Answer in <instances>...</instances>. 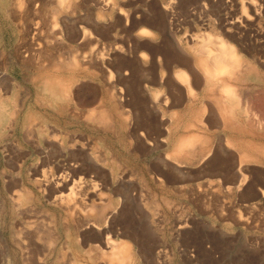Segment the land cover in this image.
Segmentation results:
<instances>
[{
	"label": "rangeland",
	"instance_id": "rangeland-1",
	"mask_svg": "<svg viewBox=\"0 0 264 264\" xmlns=\"http://www.w3.org/2000/svg\"><path fill=\"white\" fill-rule=\"evenodd\" d=\"M57 1L0 0V264H107L108 237L112 248L128 244L132 264H264V0ZM141 29L152 37L140 36ZM208 36L224 39L244 61V80L229 84H235L243 125L255 133L207 125L200 138L192 135L201 144L179 150L184 129L172 134L167 128L209 123L212 101L200 80L192 89L202 104L188 102L172 73L184 71L177 66L183 57L192 65V47ZM49 75L67 87L61 105L38 93L36 78ZM164 97L167 106L159 103ZM188 104L194 107L186 111ZM13 109H32L34 124L52 115L46 122L67 146L62 157L36 131V144L25 143L10 127ZM90 110L108 115L97 114L86 128L82 116ZM242 153L246 182L238 190ZM57 164L68 168L69 187L79 182L97 189L84 194L93 209L76 224L52 202ZM43 169L52 179L41 188L35 179ZM112 213L114 229L104 234ZM58 222L59 237L49 230Z\"/></svg>",
	"mask_w": 264,
	"mask_h": 264
},
{
	"label": "bare ground",
	"instance_id": "bare-ground-1",
	"mask_svg": "<svg viewBox=\"0 0 264 264\" xmlns=\"http://www.w3.org/2000/svg\"><path fill=\"white\" fill-rule=\"evenodd\" d=\"M59 1V0H58ZM58 1L56 3H58ZM107 4L110 3V0H106ZM59 3L62 5L64 3H67V0H60ZM59 4V5H60ZM111 4H112V1H111ZM107 6V5H106ZM110 6V5H109ZM59 7V6H58ZM57 7V8H58ZM61 7V6H60ZM67 7V5H66ZM65 7V8H66ZM169 7V6H168ZM169 9V8H168ZM61 10V9H60ZM112 10V9H111ZM165 11V10H164ZM168 11V10H166ZM165 11V12H166ZM171 11V10H170ZM59 12V11H58ZM169 12V11H168ZM167 12V14H168ZM171 14V13H170ZM192 14V13H191ZM166 15V14H165ZM173 15V14H172ZM171 16V15H170ZM166 18L168 19V17L166 16ZM170 18V17H169ZM173 19V18H172ZM166 20V19H165ZM172 21V20H171ZM171 21L168 20V22L165 23L167 24V32L170 31L171 33V27L173 26ZM230 24V23H229ZM233 24V23H232ZM231 25V24H230ZM175 26V25H174ZM219 29V28H218ZM173 31V30H172ZM230 31V30H229ZM139 35L140 36H145V37H148L149 35H153L150 31H148L147 29H141L138 31ZM173 34V33H172ZM148 35V36H147ZM152 37V36H151ZM213 37H216V36H213ZM221 38V37H220ZM223 38V37H222ZM151 39V38H150ZM180 41H178L177 43H179ZM187 44V43H186ZM229 43L226 44V42L224 41V39H219L216 38L215 40L214 39H210V37H206L205 39L203 38V40L201 41L200 44H196V45H192V53H193V56H192V59L193 62H191L190 64L192 65H188V60H186V57H183L185 59H180L177 63L179 66L178 68L180 69V66H182V68L184 67V71L182 69H180L179 71L177 72H174L172 73V77L173 79L175 80V83L177 85H180L181 87H183L184 89V92L186 93V97L188 99V102L191 101V104L193 103L195 106H198L201 103V100H199L197 98V96L195 97V95H197L196 93L193 92V84L194 82L197 83L198 81L201 80L203 86H205V90H207L208 92V96L212 103L211 105L213 106H209L208 110L210 112V117L208 119V122L209 123H204V122H201V123H198V122H195V119L197 118H193L194 119V122L195 123H192L190 124H185L184 126H177L175 129H170V128H167V125H166V128L167 130L165 132H168V133H172V134H176V132L180 129V128H183L184 129V132H182L181 136L183 137H180V139L177 141V145L176 147L179 148V150H185V148L187 149H193L196 145L198 146L199 144H201L203 138L201 141H199L198 139H196V137H193L192 135L195 134V132H198L201 131V130H206V126L208 125L210 128H217V129H220L221 131H223L224 133H230V132H235V131H238L239 132H244L246 130L245 126L243 125L242 123V118H241V114L242 111L240 110V107L238 106V104H236V102H234V98L236 97L235 95V88H233V84H229V82H239V81H243V75L245 73V65H244V61L243 59L240 58V56L238 55V53L235 51L236 49H234V47H232L231 45H228ZM179 45V44H178ZM187 47V46H186ZM191 47V46H189ZM176 48V47H175ZM174 48V49H175ZM180 48V47H179ZM236 48V47H235ZM182 49V48H181ZM185 49V48H184ZM173 50V49H172ZM183 50V49H182ZM181 50V51H182ZM190 50V49H189ZM184 51H182L183 53ZM190 53V52H189ZM184 54V53H183ZM41 56V55H40ZM146 55H143V57H145ZM184 56V55H183ZM180 57V56H179ZM190 57V56H189ZM188 57V59H189ZM175 59V58H174ZM178 59V58H177ZM190 60V61H191ZM73 61V60H72ZM75 61V60H74ZM246 62V61H245ZM247 63V62H246ZM70 64V63H69ZM70 65H77L76 62H74V64H70ZM68 66V65H67ZM69 68V67H68ZM165 68V66H164ZM187 68V71H185ZM72 69V68H71ZM77 69V68H76ZM163 69V68H162ZM169 69V67L167 68ZM41 68L38 70L40 71ZM43 70V69H42ZM161 70V69H160ZM162 71V70H161ZM165 71V70H164ZM169 71V70H168ZM174 71V70H173ZM166 72V71H165ZM161 73V72H160ZM169 73V72H168ZM256 73V72H255ZM42 74V73H41ZM165 73H162V77L164 76ZM167 74V72H166ZM39 75V73H38ZM248 75V74H247ZM257 75V74H256ZM9 76V75H8ZM170 76V75H168ZM166 77V76H165ZM167 78V77H166ZM164 78V79H166ZM169 78V77H168ZM167 78V80H168ZM245 78V77H244ZM36 79H38V86L36 87L37 90H38V93H40V91L48 96L49 98H51L53 101H55L56 103H59L61 105L62 103V99L64 97L65 99V91H66V88L65 87V84L64 82L61 80V81H57V79L60 80V78L56 77H37ZM62 79V78H61ZM162 79V78H161ZM160 79V81H161ZM163 79V80H164ZM243 79V80H242ZM257 79V78H256ZM166 80V81H167ZM4 81V80H2ZM37 81V80H36ZM158 81V84L159 82ZM69 83V81H67ZM170 82V81H168ZM228 82V83H227ZM6 83V82H5ZM164 84V82L162 83ZM161 84V85H162ZM175 84V85H176ZM235 85V84H234ZM72 86V85H71ZM168 86V85H167ZM236 87V86H234ZM17 88V87H16ZM245 89V88H244ZM247 89V88H246ZM249 89V88H248ZM67 92V91H66ZM30 93V92H29ZM28 93V94H29ZM244 93V92H243ZM239 94V93H238ZM64 95V96H63ZM182 95V94H181ZM159 96H156V100L155 101H152L151 104L155 106L156 102H157V98ZM39 98V97H38ZM164 101H161L159 103H163V106L166 105L167 106V99L166 97H164ZM183 98V97H182ZM67 99V97H66ZM41 100V98H40ZM178 100V99H177ZM176 101V100H175ZM185 101V99H184ZM184 101L182 102V104H184ZM197 101V102H196ZM37 102H38V99H37ZM242 102V101H241ZM40 103V104H38ZM37 104L38 105H44L43 103L41 102H38ZM70 101H66L65 105L69 104ZM174 103V102H173ZM35 103V106H32L33 109H39L40 106L38 107ZM180 104V102H179ZM210 104V101L208 103V105ZM23 104H21L20 107H22ZM33 105V104H32ZM41 105V106H42ZM63 105V104H62ZM158 105V103H157ZM242 105V104H240ZM1 106V105H0ZM19 106V105H18ZM150 106V105H149ZM174 106V105H173ZM172 106V108H173ZM193 106V105H192ZM190 104L186 105L184 107V109L186 111H189L191 110L193 107H192ZM203 106V105H202ZM207 106V105H205ZM205 106H203L202 108V115L205 114L204 111H205ZM243 106V105H242ZM18 107V108H20ZM47 107L49 108H52L55 110L54 107H52L51 103H48L47 104ZM58 107V105H57ZM68 107V106H66ZM153 107V106H152ZM157 107V106H156ZM2 108V107H0ZM60 110H55V114H57L59 116V111L63 112L62 111V108L59 107ZM58 108V109H59ZM65 108V107H63ZM117 108V107H116ZM4 109V108H3ZM16 109V108H15ZM64 110V109H63ZM121 110V109H120ZM154 110V109H153ZM159 107H158V111H159ZM197 110V108H196ZM194 110V111H196ZM14 111L11 110V112ZM16 111V110H15ZM18 111V110H17ZM23 110L21 111H18V112H12L11 114V118L12 120L10 121L9 120V124H10V127H12V130L13 128L15 129H19V131H21V133H23V135L21 134V136L23 137V140H25L27 142H37L38 140L36 141H33V136L35 138V135H32V131H36L37 134L39 136H47L51 139L48 140V138H45L44 140H46V142H50L52 141V143L54 142L55 143V148L57 149L58 153L60 154L59 156L57 155V157H62L63 155V152L67 149L65 147V144L63 143V141L59 140V138L57 139L56 138V134H54V131L56 130L53 126H50L49 124H47L46 120L47 119H51L52 118V115H49V114H44L46 115V118H43V116H41V123H35L34 124V121L36 119H33L31 122L29 121V118L31 116H33L34 114L31 112L32 109H30L28 112L26 111V113H22ZM163 111H164V108H163ZM198 111V110H197ZM207 111V110H206ZM66 112V111H64ZM100 113H96V111L94 110H90L88 111V114L86 115V117L82 116L85 120H86V128H88L87 126H91L94 122V118L96 116H98L99 114L101 115V117L103 118H106V116L108 115H105L106 112L108 111H100ZM122 112V111H121ZM160 112V111H159ZM165 112V111H164ZM164 112L161 111V113L164 114ZM199 112V111H198ZM208 112V111H207ZM38 113V112H37ZM167 113V111L165 112ZM187 113V112H186ZM67 114V113H66ZM74 114V113H73ZM98 114V115H97ZM175 114V113H174ZM209 114V113H207ZM10 115V114H9ZM42 115V114H41ZM61 117H63L64 115L60 114ZM69 115V114H68ZM176 115V114H175ZM174 115V117H175ZM57 116V117H58ZM73 116V115H72ZM80 116V115H79ZM78 116V117H79ZM177 116V115H176ZM45 117V116H44ZM81 117V116H80ZM99 117V116H98ZM109 117H110V114H109ZM102 118V119H103ZM192 118V116H191ZM241 118V119H240ZM57 118H54V120ZM61 119V118H60ZM83 119V120H84ZM97 118H95V121H96ZM110 119V118H108ZM202 119V117H201ZM252 119V118H251ZM255 119V118H254ZM98 120V119H97ZM112 120V119H111ZM161 120H164L163 118ZM248 120V119H247ZM62 121V120H61ZM93 121V122H92ZM170 121V120H169ZM215 121V122H213ZM246 122V121H245ZM257 122V121H256ZM57 123V122H55ZM185 123V122H184ZM251 123V122H249ZM248 123V124H249ZM259 123V122H258ZM7 124V125H9ZM98 124V123H97ZM182 124V123H181ZM6 125V127H7ZM59 125V124H58ZM99 125V124H98ZM105 125V124H104ZM169 125V124H168ZM93 126V125H92ZM101 126V125H100ZM253 126V124H252ZM172 127V126H170ZM97 128V127H95ZM106 129V127H104ZM174 128V127H173ZM8 129H9V126H8ZM253 129H255L253 127ZM262 128H260L261 130ZM264 129V127H263ZM262 129V130H263ZM11 131V129H9ZM103 130V129H102ZM107 130H108V127H107ZM165 130V129H164ZM208 130V129H207ZM250 133H252L253 131L250 130V129H247ZM246 130V132H247ZM59 130L57 129V132ZM105 131V130H104ZM111 131V130H110ZM252 131V132H251ZM12 132V131H11ZM109 132V130L107 131ZM261 133H263L264 131H260ZM14 133V132H13ZM59 133V132H58ZM255 132H253V135H254ZM18 134V133H17ZM171 134V135H172ZM59 135V134H58ZM196 135V134H195ZM194 135V136H195ZM199 135V134H198ZM251 135V134H250ZM180 136V135H179ZM178 136V137H179ZM264 136V135H263ZM177 137V138H178ZM197 138H200V135L199 137ZM240 138V137H239ZM33 139V140H32ZM237 139V138H236ZM207 140V139H206ZM45 142V141H43ZM174 142V141H173ZM204 142V141H203ZM29 143V144H31ZM206 143V142H205ZM28 144V143H27ZM33 144V143H32ZM36 144V143H35ZM39 144V143H38ZM37 144V145H38ZM225 147L229 148L231 146L230 142H227L225 141ZM46 145V144H45ZM51 145V144H50ZM202 145H206V144H202ZM200 145V146H202ZM233 145V144H232ZM236 145V144H235ZM243 145V144H242ZM245 145V144H244ZM249 145V144H248ZM252 145V144H251ZM33 146V145H32ZM234 147V145H233ZM255 147V146H254ZM254 147H252L254 149ZM260 147V146H259ZM32 148V147H31ZM39 148V147H38ZM52 148V147H51ZM232 148V147H230ZM247 148V147H246ZM251 148V147H250ZM258 148V147H257ZM204 149V148H203ZM207 149V148H206ZM205 149V150H206ZM211 149V148H210ZM263 149V148H262ZM261 149V150H262ZM83 150V149H81ZM52 151V150H50ZM56 152V151H55ZM61 152V153H60ZM180 152V151H179ZM210 152V151H209ZM208 152V153H209ZM254 152V151H252ZM45 153H48V152H45ZM260 153V152H259ZM264 153V150L261 151V154ZM189 154V153H188ZM180 155V154H179ZM190 155L193 156V154L190 153ZM189 155V156H190ZM241 156L239 157V167L237 168L238 169V174L240 176V180H239V183L238 185L236 186V188L238 190H240V188L245 184L246 182V177L245 175H243V169H242V166L244 164V158L245 156L242 154H240ZM246 155V154H245ZM54 156V155H53ZM182 156V155H181ZM188 156V155H186ZM205 156V155H204ZM264 156V154H263ZM56 157V158H57ZM64 157V156H63ZM90 157V156H89ZM195 157V156H194ZM260 157V156H259ZM258 157V158H259ZM51 158V157H50ZM55 158V159H56ZM204 158V157H203ZM251 158V157H250ZM174 159V158H173ZM176 159V158H175ZM174 159V160H175ZM192 159V158H190ZM194 159V158H193ZM192 159V160H193ZM206 159V157H205ZM48 160V159H47ZM51 160V159H50ZM189 160V158H188ZM52 161V160H51ZM60 161V160H59ZM248 161V160H247ZM246 161V162H247ZM54 162V161H53ZM56 162V161H55ZM61 162V161H60ZM58 162V164L60 163ZM260 162V161H259ZM262 162V161H261ZM64 163V162H63ZM53 164V163H52ZM56 165L59 169H60V172L61 174H59L58 176H54L53 175V185L52 186V189H53V201H52V196L50 197L51 198V201L54 202V204H57V206L60 208L61 210V213L62 215L65 216V219L66 221H69L68 219H72V221L77 218V217H80L82 214H87L88 212H92V207L90 205H87L85 202H84V198L86 199L85 195L86 193H88L89 189H93L92 191H97V189L95 190V185L93 184V186L90 184V185H80L79 182H72L71 186L69 187V180H68V176L64 174V172L68 169L66 166V168H64V164L63 165ZM53 174V173H52ZM64 174V175H63ZM52 179V175H50L48 172L44 171H41L39 177H37L35 179V182L38 186H50V180ZM34 182V183H35ZM42 188V187H41ZM65 189H68L69 190V194L66 196L62 195L61 192ZM229 189V188H228ZM28 190V189H27ZM88 191V192H87ZM90 190V192H92ZM228 191V190H227ZM29 193V192H28ZM85 194V195H84ZM28 195V194H27ZM79 197H78V196ZM264 196V192L261 194ZM84 196V198H83ZM83 198V199H82ZM87 200V199H86ZM101 202V201H100ZM103 202V201H102ZM91 204V203H90ZM92 205V204H91ZM94 206V205H93ZM57 207V208H58ZM21 213V212H20ZM111 216L108 217L107 219L110 220V227L108 229H104L103 230V233L104 234H108L109 232H111L114 228H113V213L110 214ZM61 217V216H60ZM63 217V216H62ZM61 217V218H62ZM67 217V218H66ZM87 217V216H86ZM86 219V218H85ZM60 220V219H59ZM62 220V219H61ZM79 220V219H78ZM66 221H62V222H66ZM81 221V220H80ZM78 223L77 220H74V223ZM55 223V222H54ZM67 223V226L69 222H66ZM75 223V224H76ZM71 224V222H70ZM73 224V222H72ZM56 225V226H55ZM54 227H49V230L51 229V232L52 234H57L58 237L60 236V231H59V222L57 224H55ZM59 225V226H58ZM61 225H64V224H61ZM66 225V224H65ZM78 225V224H77ZM89 225V224H88ZM80 226V225H79ZM91 226L94 227V229H97V230H101L100 228V225L99 224H95L94 222L91 224ZM30 228V226H28ZM65 227V226H64ZM71 228V227H70ZM78 228V227H77ZM80 228V227H79ZM179 228H184V225H180ZM29 230V229H28ZM61 230H63V227L61 228ZM65 233L69 230H67V228L65 227ZM21 231V230H20ZM22 232V231H21ZM24 233H25V229H24ZM26 233H27V228H26ZM25 233V234H26ZM29 233V232H28ZM30 233H31V230H30ZM62 233V231H61ZM42 236V235H41ZM39 237V236H38ZM35 241V240H34ZM33 241V243H34ZM105 247L104 248H110V251L109 253L105 254L103 253L102 254V258L104 257L106 260H107V264H132V254L130 252V248L128 246V244L126 243H120V244H117L118 246L115 247H110L112 246V241L111 239L106 238L105 240ZM27 242V241H26ZM30 242V241H29ZM31 243V242H30ZM23 246L24 245V242L22 243ZM21 244V245H22ZM20 245V246H21ZM27 245V244H26ZM18 246H19V243H18ZM22 246V247H23ZM21 247V248H22ZM41 247V245H40ZM59 249V248H58ZM22 250V249H21ZM33 251V250H32ZM42 251V250H41ZM21 252V251H20ZM22 253V252H21ZM25 253V251H24ZM91 255V254H90ZM43 256V255H42ZM46 256V254L44 255ZM50 256V255H49ZM98 256V255H97ZM100 256V255H99ZM40 257V256H39ZM95 257V256H94ZM43 258V257H42ZM41 258V259H42ZM45 258V257H44ZM97 258V257H96ZM98 259V258H97ZM101 259V257H100ZM96 260V259H95ZM103 260V259H102ZM43 264V263H42Z\"/></svg>",
	"mask_w": 264,
	"mask_h": 264
}]
</instances>
